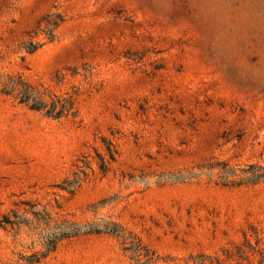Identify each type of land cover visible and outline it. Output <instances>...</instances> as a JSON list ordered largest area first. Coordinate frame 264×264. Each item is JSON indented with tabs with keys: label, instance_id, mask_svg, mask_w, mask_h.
Listing matches in <instances>:
<instances>
[{
	"label": "rangeland",
	"instance_id": "rangeland-1",
	"mask_svg": "<svg viewBox=\"0 0 264 264\" xmlns=\"http://www.w3.org/2000/svg\"><path fill=\"white\" fill-rule=\"evenodd\" d=\"M222 162L264 163V0H0V264H264Z\"/></svg>",
	"mask_w": 264,
	"mask_h": 264
},
{
	"label": "trees",
	"instance_id": "trees-1",
	"mask_svg": "<svg viewBox=\"0 0 264 264\" xmlns=\"http://www.w3.org/2000/svg\"><path fill=\"white\" fill-rule=\"evenodd\" d=\"M37 49L34 46L29 51L33 52ZM26 86H31L26 84ZM64 101V102H63ZM21 102L29 105L31 109L41 111L46 116L52 118H60L66 114L67 101L65 99L54 100L49 103L42 95L36 94L35 89L29 87L25 93V98ZM61 105L59 110H57L58 105ZM220 183L224 185H239L243 183H259L264 181V163L253 162L245 164L241 167L230 166L228 162H222V175L220 178ZM9 216L5 215L4 218L0 219V225L3 222H9ZM55 248V244L49 249V251Z\"/></svg>",
	"mask_w": 264,
	"mask_h": 264
}]
</instances>
